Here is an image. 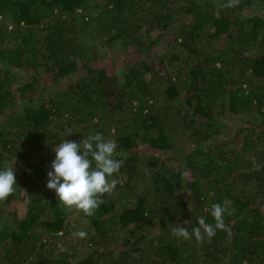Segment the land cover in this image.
<instances>
[{"label":"trees","instance_id":"obj_1","mask_svg":"<svg viewBox=\"0 0 264 264\" xmlns=\"http://www.w3.org/2000/svg\"><path fill=\"white\" fill-rule=\"evenodd\" d=\"M227 3L0 0V170L17 182L0 264H264V0ZM96 133L123 165L87 216L47 174L63 139ZM181 155L188 170L162 163ZM226 199V231L172 235Z\"/></svg>","mask_w":264,"mask_h":264},{"label":"clouds","instance_id":"obj_2","mask_svg":"<svg viewBox=\"0 0 264 264\" xmlns=\"http://www.w3.org/2000/svg\"><path fill=\"white\" fill-rule=\"evenodd\" d=\"M237 0H228L225 7L235 6ZM65 136L73 132L70 127L65 128ZM55 159L51 162L47 188L54 190L56 196L66 209L82 211L85 215H94L104 202L102 197L110 194L115 188V181L110 180L118 173L123 165V159H116L117 144L112 139H105L100 133L83 137L77 143L62 140L54 149ZM182 177H186L185 171ZM17 185L13 166L0 170V201H5L15 191ZM232 201L226 199L223 204L214 203L211 206V216L215 223H206L204 217L197 218V227L191 233L184 227H171V233L177 239L188 240L194 236L197 242H203L205 237L211 240L217 230L226 231L225 215L234 213ZM74 236L80 239L87 238V233L77 231Z\"/></svg>","mask_w":264,"mask_h":264},{"label":"rangeland","instance_id":"obj_3","mask_svg":"<svg viewBox=\"0 0 264 264\" xmlns=\"http://www.w3.org/2000/svg\"><path fill=\"white\" fill-rule=\"evenodd\" d=\"M154 35H156V34H154ZM96 42H100V41H96ZM114 48L119 52V51H121L122 50V47H120L118 44H115L114 45ZM156 55V54H155ZM161 54H159L158 55V57L160 56ZM158 57L156 58V60L158 59ZM165 64H166V62H165ZM121 69V67L118 69V73H119V70ZM45 86H49V85H51V83H50V81H49V79L47 80V82H46V80H45V84H44ZM172 158H173V160H171L170 159V161L169 162H162V163H164L165 164V166L166 167H168V166H170V168L171 169H174L175 171L176 170H188L187 168V165H186V156L185 155H181V156H179L177 159H174V157L172 156ZM144 161V160H143ZM145 166H146V168L148 169V163L146 162V161H144V163H143ZM154 168H156V167H154ZM149 170V169H148ZM189 193L190 194H192V192H191V190L189 191ZM17 202H18V198L16 199V204H17ZM16 206V205H15ZM72 221H74V220H72Z\"/></svg>","mask_w":264,"mask_h":264}]
</instances>
